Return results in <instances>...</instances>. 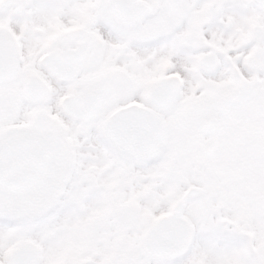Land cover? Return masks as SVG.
Instances as JSON below:
<instances>
[{"label":"snow or ice","instance_id":"snow-or-ice-1","mask_svg":"<svg viewBox=\"0 0 264 264\" xmlns=\"http://www.w3.org/2000/svg\"><path fill=\"white\" fill-rule=\"evenodd\" d=\"M0 264H264V0H0Z\"/></svg>","mask_w":264,"mask_h":264}]
</instances>
